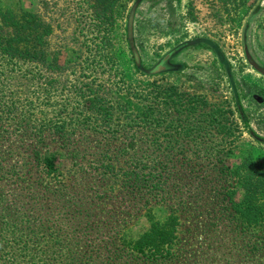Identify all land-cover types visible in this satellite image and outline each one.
<instances>
[{
	"label": "rangeland",
	"instance_id": "obj_1",
	"mask_svg": "<svg viewBox=\"0 0 264 264\" xmlns=\"http://www.w3.org/2000/svg\"><path fill=\"white\" fill-rule=\"evenodd\" d=\"M238 1L124 0L101 59L70 18L71 0H0L52 23L64 67L53 84L0 70V198L10 219L39 215L101 264L173 215L174 264H264V227L237 216L245 191L232 175L264 173V19H249ZM29 111L35 121L20 122ZM49 158L63 176L41 171ZM138 174L146 186L136 189Z\"/></svg>",
	"mask_w": 264,
	"mask_h": 264
},
{
	"label": "trees",
	"instance_id": "obj_2",
	"mask_svg": "<svg viewBox=\"0 0 264 264\" xmlns=\"http://www.w3.org/2000/svg\"><path fill=\"white\" fill-rule=\"evenodd\" d=\"M123 1L71 0L67 6L69 16L76 24L78 23L81 35L88 38L89 48L102 51L101 59L108 57L103 54L109 45L111 46V33L115 25L117 7ZM53 33L52 23L35 10L19 7L0 9L1 72L5 74L9 71H17L16 68L19 67L22 72L23 69H27L25 75H31V79L39 81L48 79L52 82L54 75H59L64 69L59 62L57 52L52 49ZM188 46V44L182 45L180 49ZM168 58L155 68L154 74L167 70L165 64ZM110 59L114 60L112 56ZM136 59L139 61L137 55ZM43 91L45 94L50 92L48 86ZM3 92L5 88L0 90V94ZM10 95L11 99L17 96L13 90ZM91 98L92 101L95 100L94 97ZM45 99L50 100V96L46 95ZM15 109L20 108L15 106ZM40 111L44 110L40 109ZM20 115H22L19 117L20 122H26L30 117H34V121L36 119L35 113L30 111L28 116L23 113ZM59 161L58 158H49L39 161L38 164L43 167L41 171L49 172V175L56 173L57 176L59 172V175L63 176L58 169ZM238 170L234 169L232 175L234 174L245 195L236 207V214L250 228L264 227V173L259 171L258 174L262 177L257 178L254 173L250 174L249 170L244 174H240ZM129 179L136 189L146 186L139 174L134 178L130 176ZM6 201L7 196L0 198V264H100L93 257L79 255L78 250L81 246L79 241L59 240L55 236L57 231L46 228V220L39 215L31 214V219H28L26 213H21L10 219ZM33 210L39 213L41 209L33 207ZM22 211L18 210V212ZM171 218L165 223H152L150 230L137 241H126L123 247L124 253L117 254L110 248V253L113 254L101 264H174L178 257L176 248L179 220L173 215ZM30 222H33L32 226H29Z\"/></svg>",
	"mask_w": 264,
	"mask_h": 264
},
{
	"label": "crops",
	"instance_id": "obj_3",
	"mask_svg": "<svg viewBox=\"0 0 264 264\" xmlns=\"http://www.w3.org/2000/svg\"><path fill=\"white\" fill-rule=\"evenodd\" d=\"M226 4L229 5L228 0ZM238 1V0H236ZM234 4L242 6V8L246 9L248 11V17L249 19H258L263 21L264 19V0H239L238 3L234 2ZM227 5V7H229ZM226 8V7H225ZM254 29V28H252Z\"/></svg>",
	"mask_w": 264,
	"mask_h": 264
}]
</instances>
